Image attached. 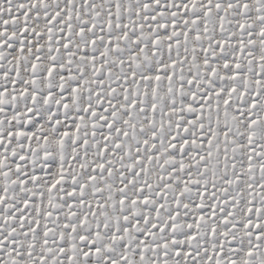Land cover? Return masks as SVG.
I'll return each instance as SVG.
<instances>
[{"label":"snow or ice","instance_id":"6c2138e0","mask_svg":"<svg viewBox=\"0 0 264 264\" xmlns=\"http://www.w3.org/2000/svg\"><path fill=\"white\" fill-rule=\"evenodd\" d=\"M0 264H264V0H0Z\"/></svg>","mask_w":264,"mask_h":264}]
</instances>
